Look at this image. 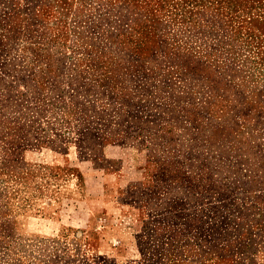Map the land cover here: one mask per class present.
Segmentation results:
<instances>
[{
	"label": "rangeland",
	"instance_id": "obj_1",
	"mask_svg": "<svg viewBox=\"0 0 264 264\" xmlns=\"http://www.w3.org/2000/svg\"><path fill=\"white\" fill-rule=\"evenodd\" d=\"M0 264H264V0H0Z\"/></svg>",
	"mask_w": 264,
	"mask_h": 264
}]
</instances>
